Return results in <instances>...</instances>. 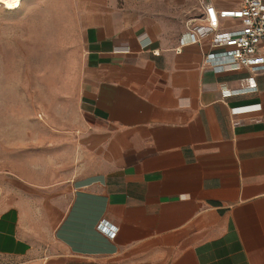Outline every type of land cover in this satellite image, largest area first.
Masks as SVG:
<instances>
[{"label":"crops","instance_id":"obj_1","mask_svg":"<svg viewBox=\"0 0 264 264\" xmlns=\"http://www.w3.org/2000/svg\"><path fill=\"white\" fill-rule=\"evenodd\" d=\"M222 1L76 0L77 107L0 167V264H264V74L180 42Z\"/></svg>","mask_w":264,"mask_h":264},{"label":"rangeland","instance_id":"obj_2","mask_svg":"<svg viewBox=\"0 0 264 264\" xmlns=\"http://www.w3.org/2000/svg\"><path fill=\"white\" fill-rule=\"evenodd\" d=\"M180 26L167 25L165 38H176ZM83 72L76 0H24L16 9L0 3V167L43 145L44 124L76 109Z\"/></svg>","mask_w":264,"mask_h":264},{"label":"built area","instance_id":"obj_3","mask_svg":"<svg viewBox=\"0 0 264 264\" xmlns=\"http://www.w3.org/2000/svg\"><path fill=\"white\" fill-rule=\"evenodd\" d=\"M185 26L187 40L181 37V44L209 42L204 68L214 71L246 68L254 75L264 74V0H239L237 6L226 8L201 2L200 11L189 15ZM98 226L110 237L117 233V228L105 221Z\"/></svg>","mask_w":264,"mask_h":264},{"label":"bare ground","instance_id":"obj_4","mask_svg":"<svg viewBox=\"0 0 264 264\" xmlns=\"http://www.w3.org/2000/svg\"><path fill=\"white\" fill-rule=\"evenodd\" d=\"M24 0H0V3L5 4L9 9H16L22 6Z\"/></svg>","mask_w":264,"mask_h":264}]
</instances>
